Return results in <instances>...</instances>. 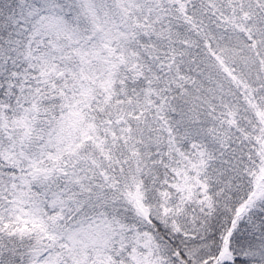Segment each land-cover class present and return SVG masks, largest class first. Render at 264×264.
<instances>
[{
    "label": "snow or ice",
    "instance_id": "snow-or-ice-1",
    "mask_svg": "<svg viewBox=\"0 0 264 264\" xmlns=\"http://www.w3.org/2000/svg\"><path fill=\"white\" fill-rule=\"evenodd\" d=\"M0 264H264V0H0Z\"/></svg>",
    "mask_w": 264,
    "mask_h": 264
}]
</instances>
